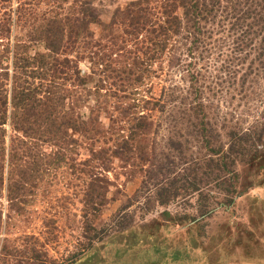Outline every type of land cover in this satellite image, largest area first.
Returning a JSON list of instances; mask_svg holds the SVG:
<instances>
[{
	"label": "rangeland",
	"instance_id": "rangeland-1",
	"mask_svg": "<svg viewBox=\"0 0 264 264\" xmlns=\"http://www.w3.org/2000/svg\"><path fill=\"white\" fill-rule=\"evenodd\" d=\"M142 1L0 0V264L264 257V167L237 157L236 180L222 183L232 196L192 167L202 136L182 114L186 84L169 47L148 23L132 31ZM213 91L203 110L219 141L264 118L261 79L234 113L225 89ZM182 168L200 178L199 194ZM171 185L176 196L159 203L156 187Z\"/></svg>",
	"mask_w": 264,
	"mask_h": 264
},
{
	"label": "trees",
	"instance_id": "trees-1",
	"mask_svg": "<svg viewBox=\"0 0 264 264\" xmlns=\"http://www.w3.org/2000/svg\"><path fill=\"white\" fill-rule=\"evenodd\" d=\"M142 2L136 10L132 31L138 30L137 21L144 22L141 26L148 23V32L156 34L160 51L164 53L169 47L166 51L168 67L178 71L180 81L186 84L185 96L179 100L182 114L187 121L194 120L189 125L196 135L202 136L197 151L204 150V153H200L197 162H191L192 167L202 168V175L208 174L211 181L218 180L217 186L236 180L232 167L237 157L247 158V164L264 167V118L254 122L251 130L238 132L239 136L232 130L227 132L229 140L225 144L219 141V135L213 131L214 121L208 120L203 110L207 107L203 95L213 93L211 96H215L214 88L225 89L224 102L234 113L236 107L230 103L236 100L242 102L241 107H246L245 88L255 80L261 79L264 83V0H155V7L150 8L148 0ZM176 10H180L179 15ZM165 92L166 99H171L174 88H167ZM225 115L221 121L225 120ZM181 170V178L188 188L199 194L200 178ZM220 174L224 175L221 181ZM223 187L226 194H235L233 185ZM154 193L159 203H165L169 196H176V189H172V185L159 186ZM263 258L245 254L232 262L219 264H261Z\"/></svg>",
	"mask_w": 264,
	"mask_h": 264
}]
</instances>
